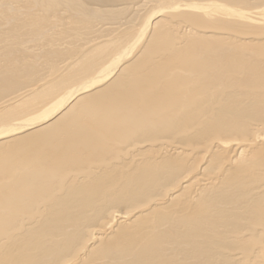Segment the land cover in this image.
<instances>
[{
	"label": "bare ground",
	"instance_id": "1",
	"mask_svg": "<svg viewBox=\"0 0 264 264\" xmlns=\"http://www.w3.org/2000/svg\"><path fill=\"white\" fill-rule=\"evenodd\" d=\"M0 264H264V0H0Z\"/></svg>",
	"mask_w": 264,
	"mask_h": 264
}]
</instances>
